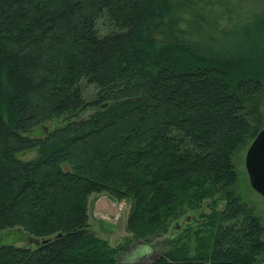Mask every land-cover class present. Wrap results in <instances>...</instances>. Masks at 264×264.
<instances>
[{
    "label": "trees",
    "instance_id": "16d2710c",
    "mask_svg": "<svg viewBox=\"0 0 264 264\" xmlns=\"http://www.w3.org/2000/svg\"><path fill=\"white\" fill-rule=\"evenodd\" d=\"M240 7L0 0V231L35 240L0 244V264H118L123 246L88 228L93 193L130 202L144 252L168 246L145 264H257L264 224L234 156L258 131L247 106L264 101V13Z\"/></svg>",
    "mask_w": 264,
    "mask_h": 264
},
{
    "label": "rangeland",
    "instance_id": "374dc122",
    "mask_svg": "<svg viewBox=\"0 0 264 264\" xmlns=\"http://www.w3.org/2000/svg\"><path fill=\"white\" fill-rule=\"evenodd\" d=\"M239 4L242 13L254 16L264 13V0H230ZM84 94L88 97L93 93V88L83 85ZM247 112L250 121L253 124L254 133L264 125V101L257 102L247 106ZM87 112H84L86 114ZM83 114V115H84ZM54 124L53 121L45 122L34 128L31 136L40 135L42 130L45 131ZM43 127V128H41ZM245 147L241 148L234 156V166L238 174L236 190L240 197L250 205L254 211L261 217L264 224V207L263 201L259 194L253 191L247 181V176L243 166V156ZM33 150L18 153L21 159H29L34 157ZM130 202L127 200H114L105 193L90 194L87 200V222L88 228L99 238L106 240L110 246H123L121 251L117 253L116 259L118 264H145L155 258L161 252L165 251L168 246L165 244H155L157 239H153L147 245L144 252V244L139 240L133 239L130 233L125 229V220L129 211ZM205 212L207 211L204 208ZM191 216V215H189ZM181 216L176 221H172L169 225L168 232L174 235L179 234L188 221H184ZM175 224L179 227L175 228ZM164 235V236H165ZM161 239V237H160ZM12 244L15 246H30L35 240L28 237L20 227H11L0 231V244ZM128 247L127 251L125 250ZM257 264H264V253H262Z\"/></svg>",
    "mask_w": 264,
    "mask_h": 264
},
{
    "label": "water",
    "instance_id": "95a60500",
    "mask_svg": "<svg viewBox=\"0 0 264 264\" xmlns=\"http://www.w3.org/2000/svg\"><path fill=\"white\" fill-rule=\"evenodd\" d=\"M243 166L250 188L260 195L264 207V125L255 133L245 148ZM193 219L186 216L181 223ZM179 225L175 224V228Z\"/></svg>",
    "mask_w": 264,
    "mask_h": 264
}]
</instances>
